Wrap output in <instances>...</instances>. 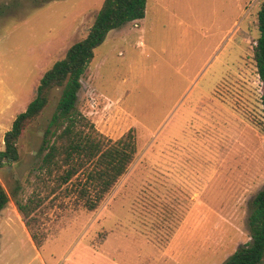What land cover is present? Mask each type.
I'll return each instance as SVG.
<instances>
[{
  "label": "rangeland",
  "instance_id": "rangeland-1",
  "mask_svg": "<svg viewBox=\"0 0 264 264\" xmlns=\"http://www.w3.org/2000/svg\"><path fill=\"white\" fill-rule=\"evenodd\" d=\"M102 1L0 0V149ZM261 2L147 0L142 19L94 49L75 110L86 128L112 141L132 129L136 143L94 209L90 166L61 186L58 172L39 169L61 88L51 90L18 138V161L0 168L9 196L0 264H221L250 240L251 200L264 187V83L253 53ZM31 198L40 203L26 226L14 200Z\"/></svg>",
  "mask_w": 264,
  "mask_h": 264
},
{
  "label": "trees",
  "instance_id": "trees-1",
  "mask_svg": "<svg viewBox=\"0 0 264 264\" xmlns=\"http://www.w3.org/2000/svg\"><path fill=\"white\" fill-rule=\"evenodd\" d=\"M147 0H103L86 35L72 43L64 56L52 63L42 74L34 97L13 119L3 135L0 168L19 159L17 141L26 126L48 104L50 92L60 87L53 112L40 150H45L39 169L56 175V185L67 183L77 172L90 166L86 182L94 196L86 198V206L94 209L115 182L127 171L136 152L132 129L116 140H110L88 125L85 117L75 110L81 77L94 56V49L107 34L123 24L145 16ZM258 35L253 45L257 74L264 83V0L257 11ZM264 118V93L261 97ZM37 201H35V200ZM9 200L0 183V211ZM24 224L40 203L37 198L20 203L14 200ZM250 240L240 244L221 264H264V187L253 196L247 218ZM32 239L34 236L31 235Z\"/></svg>",
  "mask_w": 264,
  "mask_h": 264
},
{
  "label": "crops",
  "instance_id": "crops-1",
  "mask_svg": "<svg viewBox=\"0 0 264 264\" xmlns=\"http://www.w3.org/2000/svg\"><path fill=\"white\" fill-rule=\"evenodd\" d=\"M109 234H111L112 236L114 235V233L111 231V233L109 232ZM143 236V235H142ZM145 237V236H144ZM149 241V240H148ZM150 242V241H149ZM151 243V242H150ZM153 244V243H152ZM158 250H159V248L155 245V244H153ZM239 246V245H238ZM237 246V247H238ZM101 252H104V250H101ZM150 259V258H149ZM114 264H120L119 262H117V260L115 261V260H111ZM148 261V260H147Z\"/></svg>",
  "mask_w": 264,
  "mask_h": 264
}]
</instances>
